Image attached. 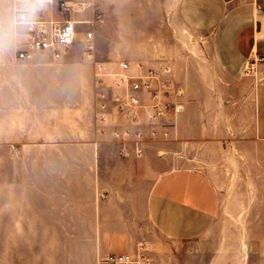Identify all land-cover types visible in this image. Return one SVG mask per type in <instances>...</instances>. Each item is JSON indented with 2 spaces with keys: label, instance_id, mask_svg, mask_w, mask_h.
<instances>
[{
  "label": "rangeland",
  "instance_id": "rangeland-1",
  "mask_svg": "<svg viewBox=\"0 0 264 264\" xmlns=\"http://www.w3.org/2000/svg\"><path fill=\"white\" fill-rule=\"evenodd\" d=\"M90 1L76 17H88L93 9L104 14V21L95 25L94 56L85 54L79 33L68 54L39 59L80 64L82 97L49 101L48 113H16V136L0 142V264L98 263L102 255L95 251L91 205L100 191L78 179L133 167L115 164L118 156L108 142L102 143L107 150L100 153L105 163L100 165L94 152L30 151L32 139L19 136L25 128L21 122L43 114L52 119L66 111L92 121L95 62L115 69L119 60L138 61L150 46L148 60L173 66L171 78L184 90V108H191L179 115L165 140L153 143L151 159L159 161V171L188 166L206 173L217 186L220 208L209 235L183 243L147 233L149 246L139 250L151 264H264V139L252 132L253 87L255 80L264 81V59L254 62L248 80H231L212 61L210 42L202 34L169 36L167 6L161 0ZM77 28L85 30L82 24ZM9 29L1 24V34ZM21 41L20 36L13 42L1 37L0 60L34 61L13 57ZM109 51L114 57L108 60L104 56ZM94 139L103 141L101 136Z\"/></svg>",
  "mask_w": 264,
  "mask_h": 264
},
{
  "label": "crops",
  "instance_id": "crops-1",
  "mask_svg": "<svg viewBox=\"0 0 264 264\" xmlns=\"http://www.w3.org/2000/svg\"><path fill=\"white\" fill-rule=\"evenodd\" d=\"M160 5L167 6L169 36L202 34L210 42L212 61L229 79L248 80L244 72L247 63L264 59V0H161ZM20 6L31 15L61 18L56 1L26 0ZM4 23L10 29L1 34ZM23 32L24 26L14 22L12 0H0V38L7 37L13 42L17 36L23 39ZM16 50L17 47L15 59ZM152 52L153 47H147L141 51V59L130 63L156 65L157 62L148 60ZM44 55L37 54L34 61L0 60V142H9L16 136V113H48L49 101L67 102L82 97L85 83L82 66L70 61H40ZM111 57H114L112 51L104 56L108 60ZM184 109L183 113L191 112V108ZM67 113L71 112H62L52 119L44 114L36 120L23 119L25 122L21 124L25 128L19 136L32 139L27 144L30 151L94 152L99 165L105 164L100 153L107 150L102 143L108 142L119 157L113 162L133 167L78 179L100 191L95 192L91 205L97 255L144 250L149 246L147 233L186 243L213 232L220 195L206 173L188 166L159 171L160 163L151 159L149 150L155 147L154 142L139 153L129 148L120 154V146L111 140L109 133L95 132L93 118L91 121L81 113ZM181 113L164 120L168 128H172ZM252 113L253 135L264 139V81L260 79L255 80L253 87ZM28 128L33 131L29 132ZM94 135L103 137V141L94 139ZM49 138L55 142H49Z\"/></svg>",
  "mask_w": 264,
  "mask_h": 264
},
{
  "label": "built area",
  "instance_id": "built-area-1",
  "mask_svg": "<svg viewBox=\"0 0 264 264\" xmlns=\"http://www.w3.org/2000/svg\"><path fill=\"white\" fill-rule=\"evenodd\" d=\"M25 1L12 0L14 22L24 26L17 59L31 60L37 54H48L55 59L63 57L79 33L83 34L85 53L94 56L95 25L104 21V14L93 9L89 17H76L77 13L83 14L90 0H44L56 1L60 19L29 14L20 6ZM79 24L85 30H79ZM115 64V69H110L103 62H95V132L109 133L111 140L120 146V154L129 148L139 153L146 145L167 138L169 125L164 120L184 110V90L171 78V66L167 63L133 66L119 60ZM253 69L254 64L247 63L244 72L249 74ZM98 264H151V260L140 250L111 252L101 256Z\"/></svg>",
  "mask_w": 264,
  "mask_h": 264
}]
</instances>
